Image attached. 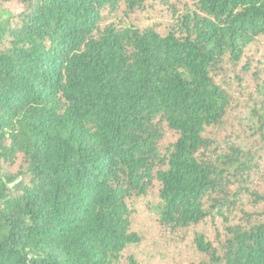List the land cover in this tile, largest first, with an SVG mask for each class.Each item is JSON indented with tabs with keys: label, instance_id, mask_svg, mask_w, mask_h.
Segmentation results:
<instances>
[{
	"label": "trees",
	"instance_id": "trees-1",
	"mask_svg": "<svg viewBox=\"0 0 264 264\" xmlns=\"http://www.w3.org/2000/svg\"><path fill=\"white\" fill-rule=\"evenodd\" d=\"M141 206L264 264V0H0V264H139Z\"/></svg>",
	"mask_w": 264,
	"mask_h": 264
},
{
	"label": "rangeland",
	"instance_id": "rangeland-1",
	"mask_svg": "<svg viewBox=\"0 0 264 264\" xmlns=\"http://www.w3.org/2000/svg\"><path fill=\"white\" fill-rule=\"evenodd\" d=\"M243 77L245 78L246 74ZM234 82L236 80H228L225 84L239 101L247 102V90L243 92ZM142 206L134 218L133 226L134 230L143 236L144 241L140 246L132 248L129 254H132L139 264H183L194 259L196 253L193 251V240L197 232L202 231V227L193 228L177 236L171 235L159 227L153 214Z\"/></svg>",
	"mask_w": 264,
	"mask_h": 264
}]
</instances>
